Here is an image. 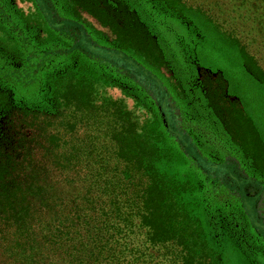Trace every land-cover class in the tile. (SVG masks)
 Returning a JSON list of instances; mask_svg holds the SVG:
<instances>
[{
  "label": "trees",
  "instance_id": "16d2710c",
  "mask_svg": "<svg viewBox=\"0 0 264 264\" xmlns=\"http://www.w3.org/2000/svg\"><path fill=\"white\" fill-rule=\"evenodd\" d=\"M16 1L0 0V264H264L228 181L261 183L264 205V112L236 95L264 104L247 45L188 0ZM237 1L262 33L264 0ZM213 40L234 72L203 59Z\"/></svg>",
  "mask_w": 264,
  "mask_h": 264
},
{
  "label": "rangeland",
  "instance_id": "374dc122",
  "mask_svg": "<svg viewBox=\"0 0 264 264\" xmlns=\"http://www.w3.org/2000/svg\"><path fill=\"white\" fill-rule=\"evenodd\" d=\"M237 2H238L237 0H188L187 4L196 9L199 8L203 12H206L208 15L212 16L214 18L213 21L218 22L222 26L223 31L226 32V30H228L233 35H236V37H238L241 40V42H244L247 45V49L250 52V54L253 55L252 57L254 58L255 62H257V64L261 67V69L264 70V30L262 31V33H260L258 30V26L255 25L252 20L242 21V19L238 18L241 17L246 10L244 11V8L239 6V3ZM16 3L19 4V1L17 0ZM243 17H245L244 19H246L247 15H244ZM84 18L86 19L85 21L87 23L88 21L91 22L93 21L89 16L84 15ZM94 25L97 29L103 30L98 24L94 23ZM246 28L252 29L250 36L248 35V33H244ZM170 38H172V36H170ZM213 42L216 45H209L208 43H206L207 45H205L204 50L202 51L203 59L205 61L210 59L217 61L218 64L217 67H219L223 71L232 70L231 68H229V64L235 63V60L232 59L233 55L227 51H221L219 46H217V44L220 43L219 41L213 40ZM101 51L105 52V53L102 52V55L108 58V60H110L114 64L124 63L121 55L115 52L108 53L105 50H101ZM204 65L203 68L201 67V69H203V71H201L202 72L201 78L205 77L206 74H210L211 72V74L207 76L210 78V80H212V82H216L218 77H220V74L218 75V73H215V71L209 70L211 68L208 67L209 66L208 64H204ZM204 70H207V73ZM232 72H234V70H232ZM204 73L205 76H203ZM164 76L167 77V74L165 72H164ZM244 80L245 79L242 78L241 76L239 77V81H244ZM172 85H174V83L170 84V90L172 89L171 92L173 99L179 101L178 97L181 99V91L177 89H173ZM165 86L166 87L168 86L166 82H165ZM255 88H256L255 86H253L251 89L242 88L240 90L241 92L236 95H238L237 98H239L242 101L243 105L245 104V107L248 110H251L252 112L254 111V113L256 114V118H258L260 114L264 112V104L262 102V98H258L256 96ZM107 93L109 96H111L114 99H122L123 97L122 93L118 89H107ZM227 98L229 100L228 101L229 104L221 105V106L227 109L229 108L228 110L236 113V110L240 108L239 105H230V100L232 101L231 103L233 104H235L234 103L235 100L233 101V97L230 98L229 96H227ZM158 99L160 102V106L162 107V110L164 111L165 114L166 100L164 95H158ZM124 101L128 106V108L130 109H132L133 105L135 104L132 98L126 97L124 98ZM178 106L180 107L183 105H178ZM185 107L187 108L186 114L191 116L192 120H194L195 118H193L194 116L192 115L194 113L191 105H186ZM175 113H179L178 110H176ZM261 120L263 122L262 127L264 131V117H262ZM168 122L171 123V120L168 119ZM213 142H215L216 144L215 146L214 144H212L211 146H213L216 150H219L222 153V151L220 150V140L214 138ZM201 164L203 165V167L214 170H217L218 167L221 165V163L216 161H210V163L201 162ZM224 179L226 180V178ZM228 181L230 185H233L235 188L240 190L239 192L240 195L244 191L249 192V194H246L242 198L244 210L247 213L249 220L264 235V226L263 225L261 226L259 221H257V216H256L257 214L261 216L264 213V205L263 203L260 202V198L262 197H260L258 193L255 195L251 194L256 191L255 187L257 188L258 186H261V183H258V185L250 183L245 186V182L237 174L235 175L232 174V176H228Z\"/></svg>",
  "mask_w": 264,
  "mask_h": 264
}]
</instances>
